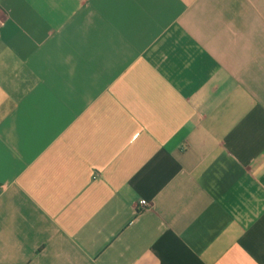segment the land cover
Here are the masks:
<instances>
[{
  "label": "crops",
  "instance_id": "1",
  "mask_svg": "<svg viewBox=\"0 0 264 264\" xmlns=\"http://www.w3.org/2000/svg\"><path fill=\"white\" fill-rule=\"evenodd\" d=\"M0 264H264V0H0Z\"/></svg>",
  "mask_w": 264,
  "mask_h": 264
},
{
  "label": "built area",
  "instance_id": "2",
  "mask_svg": "<svg viewBox=\"0 0 264 264\" xmlns=\"http://www.w3.org/2000/svg\"><path fill=\"white\" fill-rule=\"evenodd\" d=\"M148 204V201H147V199H145V198H142V199H140L139 200V207L141 206H146Z\"/></svg>",
  "mask_w": 264,
  "mask_h": 264
}]
</instances>
